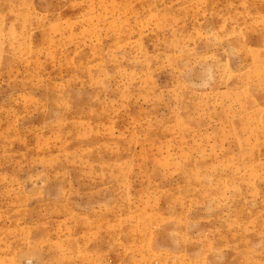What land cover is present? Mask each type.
I'll list each match as a JSON object with an SVG mask.
<instances>
[{
	"label": "rangeland",
	"instance_id": "374dc122",
	"mask_svg": "<svg viewBox=\"0 0 264 264\" xmlns=\"http://www.w3.org/2000/svg\"><path fill=\"white\" fill-rule=\"evenodd\" d=\"M0 264H264V0H0Z\"/></svg>",
	"mask_w": 264,
	"mask_h": 264
}]
</instances>
